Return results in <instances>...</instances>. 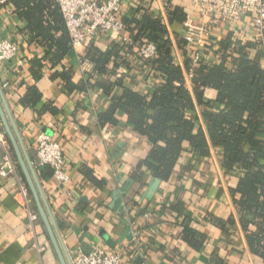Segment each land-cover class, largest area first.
I'll list each match as a JSON object with an SVG mask.
<instances>
[{
    "label": "crops",
    "instance_id": "crops-1",
    "mask_svg": "<svg viewBox=\"0 0 264 264\" xmlns=\"http://www.w3.org/2000/svg\"><path fill=\"white\" fill-rule=\"evenodd\" d=\"M184 1L191 10L188 15L208 27L209 44L201 48L202 59L207 62L220 60L219 41L230 34L242 42L252 40L249 16L234 27L227 26L217 16H201L193 11L189 0ZM141 2L129 0L126 14H133ZM152 10L166 21L175 61L183 67L175 32L183 35L184 25L170 26L163 0H152ZM0 34L20 46L18 57L0 68V84L14 128L33 161L72 264L79 254L94 248L120 251L123 264H264L250 251L241 227L230 191L238 179L223 169L222 147L210 144V155L205 158L187 147L167 181L144 167L141 178H135L137 166L149 154L151 144L134 130L122 110L116 112V123L100 122V115L112 104V94H120L122 88L113 87L109 94L92 85L108 78L94 75V64L81 60L82 46L72 49L63 62L78 87L70 89L55 74L61 66L53 68L50 64L43 67L41 79L36 80L30 59L43 56L46 49L29 44L18 17L3 8ZM115 42L124 45L119 56L113 58L117 65L113 68L123 85L153 94L159 80L137 49L129 48L113 34H102L95 43L106 50ZM8 78L11 85L4 86ZM82 81L92 84L81 87ZM186 83L192 91V81ZM32 86L40 90L42 99L36 105H24L21 100ZM215 95L211 89L205 92L207 99ZM48 103L58 111L45 110ZM196 113L206 130L197 103ZM41 133L50 135L63 150L64 171L69 176L66 185L58 182L49 166L38 165L36 141ZM9 147L15 159L10 142ZM3 154L0 148V163ZM21 185L27 189L29 205L20 193ZM31 211L38 220H31ZM186 228L194 233L188 235L191 240L184 237ZM0 264H61L18 164L17 175L0 178Z\"/></svg>",
    "mask_w": 264,
    "mask_h": 264
},
{
    "label": "trees",
    "instance_id": "trees-1",
    "mask_svg": "<svg viewBox=\"0 0 264 264\" xmlns=\"http://www.w3.org/2000/svg\"><path fill=\"white\" fill-rule=\"evenodd\" d=\"M141 1L133 14L124 17V24L134 42L129 48H138L145 42L156 45L155 57L146 61L159 80L153 94H142L123 85L115 73L113 58L119 56L124 45L116 42L106 50L95 42L82 46L81 55L94 64L93 74L106 75L108 79L94 84L82 81L81 87L92 84L109 94L113 87L122 88L120 94H112V104L100 115V122L116 123V112L122 110L134 130L151 144L149 154L137 166L135 178H141L144 167L167 181L187 147L202 158L210 155V144L222 147L221 165L238 179L230 191L249 249L264 261V47L255 39L242 42L232 34L221 39L220 60H200L194 69L191 91L185 72L192 68L193 48L187 49L183 35L174 31L184 57L182 67L175 61L170 30L163 16L152 10V0ZM163 1L170 26L184 24L191 11L185 1ZM3 8L18 17L29 44L46 49L43 56L30 59L33 77L40 80L46 64L61 66L56 76L66 81L70 89L78 87L72 82V71L63 63L73 48L58 1L8 0ZM207 89L214 90V99L206 98ZM41 99L40 90L32 86L21 102L36 105ZM196 103L206 130L196 113ZM44 109L58 111L51 103ZM189 234L194 236L186 228L184 237L190 239Z\"/></svg>",
    "mask_w": 264,
    "mask_h": 264
},
{
    "label": "built area",
    "instance_id": "built-area-1",
    "mask_svg": "<svg viewBox=\"0 0 264 264\" xmlns=\"http://www.w3.org/2000/svg\"><path fill=\"white\" fill-rule=\"evenodd\" d=\"M66 20L73 49L88 46L96 42L102 34H113L127 44L133 46L130 34L125 30L124 17L126 4L129 0H57ZM131 1V0H130ZM193 11L205 18L217 16L225 25L234 27L244 16H249L252 23V39L262 43L264 47V0H189ZM8 0H0V10ZM4 9V8H3ZM183 38L187 49L193 48L192 68L186 72V80L192 81L194 69L202 59V46L209 44L208 27L204 22H195L188 15L184 22ZM239 39V38H236ZM241 40V39H239ZM242 41V40H241ZM137 49L138 54L145 61L155 57L157 49L153 42H145ZM18 43L0 34V68L19 55ZM85 58L81 55V60ZM20 62V59H18ZM10 79H6L4 86H10ZM0 148L4 154L0 163V178L9 179L17 175V163L10 151L9 142L0 117ZM36 155L38 165L50 166L53 176L60 184L66 185L69 176L64 171L65 157L60 144L50 135L41 133L36 141ZM26 205H29L27 189L20 186ZM32 212V211H31ZM31 220H38V215L31 213ZM120 251L104 248H94L91 252L81 253L73 264H123Z\"/></svg>",
    "mask_w": 264,
    "mask_h": 264
},
{
    "label": "water",
    "instance_id": "water-1",
    "mask_svg": "<svg viewBox=\"0 0 264 264\" xmlns=\"http://www.w3.org/2000/svg\"><path fill=\"white\" fill-rule=\"evenodd\" d=\"M0 117L2 120L3 128L11 143L14 151L16 163L20 167L26 183L32 193L35 200L36 207L41 220L43 221L48 235L53 243L56 253L60 259L61 264H72L70 257L68 256L64 245L62 244L58 227L52 215V212L48 206L47 200L44 196V192L35 170L33 161L26 150V147L21 142L18 133L14 128L12 114L10 112L8 103L6 101L4 91L0 84ZM160 180H157L159 183ZM130 184V183H129Z\"/></svg>",
    "mask_w": 264,
    "mask_h": 264
}]
</instances>
